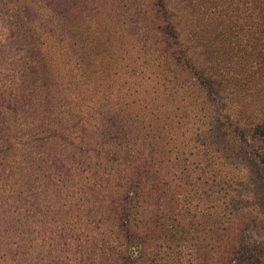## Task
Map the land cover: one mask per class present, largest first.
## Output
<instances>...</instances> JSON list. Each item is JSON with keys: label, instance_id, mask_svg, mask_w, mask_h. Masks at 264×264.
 <instances>
[{"label": "trees", "instance_id": "16d2710c", "mask_svg": "<svg viewBox=\"0 0 264 264\" xmlns=\"http://www.w3.org/2000/svg\"><path fill=\"white\" fill-rule=\"evenodd\" d=\"M153 1L0 0V264H264V0Z\"/></svg>", "mask_w": 264, "mask_h": 264}, {"label": "rangeland", "instance_id": "374dc122", "mask_svg": "<svg viewBox=\"0 0 264 264\" xmlns=\"http://www.w3.org/2000/svg\"><path fill=\"white\" fill-rule=\"evenodd\" d=\"M154 5H155V2L152 0V5H150L152 7V9H151L150 13H153V15H152L153 18H152L151 15H149V17L151 18V20H153V23H154V20H157L156 19V17H157L156 9L157 8H156V6L154 7ZM152 27L155 30V32L152 34L153 35V39L156 40V43H158L159 48L161 50H163V54L167 52L168 55H169L168 59L170 61L175 62V63L178 62L177 64L180 65V67H181L182 63H181V61L179 59V55L176 53V51L168 50L169 49V45H171V44H170V42H168V37H167V34L165 33L164 29L161 28V26L158 25L157 26L158 29L156 28L157 29V31H156L155 27L154 26H152ZM16 263L17 262H11L10 264H16Z\"/></svg>", "mask_w": 264, "mask_h": 264}]
</instances>
